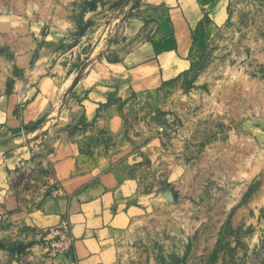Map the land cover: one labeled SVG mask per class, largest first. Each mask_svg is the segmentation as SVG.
<instances>
[{
	"label": "rangeland",
	"instance_id": "obj_1",
	"mask_svg": "<svg viewBox=\"0 0 264 264\" xmlns=\"http://www.w3.org/2000/svg\"><path fill=\"white\" fill-rule=\"evenodd\" d=\"M133 1L0 0V80L10 90L30 74L51 29L64 20L76 29L72 38L89 32L85 41L95 44L79 56L85 73L95 60L92 47L125 37L119 21ZM202 22L205 58L192 73L118 101L127 122L120 141L93 134L78 141L85 150L107 142L130 162L140 187L142 213L116 264H264V0L230 8L211 34L207 58ZM4 134L0 128V152ZM47 145L43 138L40 156ZM14 239L0 235V264L15 260ZM21 259L29 264L31 256Z\"/></svg>",
	"mask_w": 264,
	"mask_h": 264
},
{
	"label": "crops",
	"instance_id": "obj_2",
	"mask_svg": "<svg viewBox=\"0 0 264 264\" xmlns=\"http://www.w3.org/2000/svg\"><path fill=\"white\" fill-rule=\"evenodd\" d=\"M241 1L134 0L119 21L125 37L103 50L92 47L95 60L85 73L79 56L95 44L85 41L89 32L72 38L76 29L64 20L51 29L30 74L10 90L0 80V128L6 132L0 152V235L20 241L12 264H23L24 254L31 256L29 264L117 263L142 213L140 187L130 162L107 149V142L85 150L78 141L92 134L120 141L127 122L118 101L184 80L205 58L203 19L207 58L213 30ZM19 64L28 66L29 59ZM43 138L48 151L40 156ZM32 176L47 184L46 194L20 191L21 177ZM56 188L63 196L49 195ZM31 199L36 205L28 210ZM63 219L70 222L73 246L67 255L50 257L45 239L54 238L47 237L49 231Z\"/></svg>",
	"mask_w": 264,
	"mask_h": 264
},
{
	"label": "built area",
	"instance_id": "obj_3",
	"mask_svg": "<svg viewBox=\"0 0 264 264\" xmlns=\"http://www.w3.org/2000/svg\"><path fill=\"white\" fill-rule=\"evenodd\" d=\"M47 184L41 181L38 176H32L25 179L19 184L20 191L27 196H40L47 193ZM50 196L60 197L63 192L60 188L52 189ZM54 236L52 239H45L44 249L48 256L57 257L70 253L73 246V239L70 233V222L68 219H63L60 224L49 231L47 237Z\"/></svg>",
	"mask_w": 264,
	"mask_h": 264
},
{
	"label": "bare ground",
	"instance_id": "obj_4",
	"mask_svg": "<svg viewBox=\"0 0 264 264\" xmlns=\"http://www.w3.org/2000/svg\"><path fill=\"white\" fill-rule=\"evenodd\" d=\"M124 6H125V5H124ZM127 6H128V4H127L125 7H123V8L120 9V11H119L118 14H117L116 20H118V19L120 18L121 14H122V11H123Z\"/></svg>",
	"mask_w": 264,
	"mask_h": 264
}]
</instances>
